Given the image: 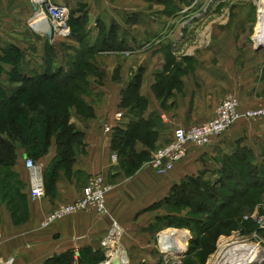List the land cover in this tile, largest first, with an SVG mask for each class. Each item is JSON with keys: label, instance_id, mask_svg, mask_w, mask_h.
<instances>
[{"label": "crops", "instance_id": "obj_1", "mask_svg": "<svg viewBox=\"0 0 264 264\" xmlns=\"http://www.w3.org/2000/svg\"><path fill=\"white\" fill-rule=\"evenodd\" d=\"M53 1L67 4L77 16L81 12H76V8H83L92 16L94 23L102 19L107 28L113 23L118 24L121 26L119 37L126 39L133 54L128 58L123 56L114 64L112 61L115 60L108 62L107 76H103L102 80L92 77L91 92L85 98L93 106L95 115L77 121L72 117L78 130L84 133L85 151L77 150L70 175L61 172L53 196L46 194L39 200L31 197L30 173L25 166L24 149H18V160L10 168L11 174L15 175L10 178V193H4L0 183V259L13 256L12 264H42L48 257L68 250H73L78 258L81 249L101 248V240L112 222L108 216L100 218L94 212L84 211L56 220L48 226H42V221L52 210L78 199L90 176L100 173L108 180L113 173L112 131L105 132V126L113 130L119 125L126 126L134 118L128 109L121 108L119 104L123 88L140 68L143 69L140 93L148 100L144 117L153 121L159 133L157 148L172 138L177 127L213 118L219 103L228 94L236 95L242 109L264 106V52L256 50V46L252 52L232 28L219 26L218 32H215L210 23L211 38H204L196 48L181 56L191 58L194 69L185 71V68L179 69L174 65L168 71L163 52L176 47L186 37L189 21L183 22L175 14L168 15L167 5L146 0ZM192 1H183L182 7L186 9L190 4L188 2ZM174 2L181 3L179 0ZM34 14L30 0H0V52L7 45H16L27 49L26 52L45 53V38L48 35L43 34L45 30L33 22ZM256 37L255 34V41ZM181 60L185 62V59ZM114 72L118 75L114 76ZM159 81L165 85L164 92L158 86ZM239 142L253 151L256 147L260 148L264 154V118L239 120L211 146L189 144L186 157L165 174L164 181L157 178L153 185L145 183L147 191L143 187L136 190L133 186L132 196L127 194L125 199L124 189H128L130 181L113 185L108 194V208L112 216L122 209L133 211V215L148 210L153 202L167 196L174 184L188 176L201 171L219 174L223 159L237 149ZM138 148L141 149L142 145L139 144ZM55 155L53 140L42 159L43 165H50ZM149 172L154 176H164L151 167ZM17 180L22 185L19 186ZM14 186L19 192L16 193ZM148 193L162 196L148 204L142 200L137 206L127 201L129 197L137 199L140 194H143L142 199Z\"/></svg>", "mask_w": 264, "mask_h": 264}, {"label": "rangeland", "instance_id": "obj_2", "mask_svg": "<svg viewBox=\"0 0 264 264\" xmlns=\"http://www.w3.org/2000/svg\"><path fill=\"white\" fill-rule=\"evenodd\" d=\"M120 1L123 2V0ZM179 1L181 3L167 5L166 9L170 13L168 15L171 16L175 14L178 18L182 19L183 22L189 21V23L186 24V37L179 41L176 47L165 49L163 52L168 71L174 65L179 69L185 68V71L194 69L191 58H186L187 56L181 58V56L186 51L189 52L192 48H196L197 44L201 43L204 38H211V35L209 36L210 23L212 27H214L215 32H218L216 30L219 26L232 28L237 32L239 40L244 45L249 46L250 50L253 52L256 46L254 37L255 34L261 30V21L264 15L259 12L260 0H201L197 5H192V2H188L190 4L186 9L182 7L183 1ZM184 1L186 2V0ZM180 4L181 6H179ZM76 12H81L78 16L83 18V25L81 26V30L79 29L81 33L80 42L75 38V35H68L66 38H59L58 36L59 39L54 41L52 34V36L45 38L47 39L45 45L47 49L45 47L44 54L43 52H26L27 49L20 48L21 53L18 57H14L13 63L15 67L16 65L18 67V64H20V67L24 69L26 73H30L32 70L36 72L35 70L39 71L43 69V61L48 57L49 50L50 57L54 59L53 65L55 66V64L60 63L59 61L70 60L75 56V48H81V50L84 51L89 42V44L91 43L90 45L95 46L88 51H84L81 55L83 58L79 59V61L85 63L83 67H79V69L81 70L84 68L87 72L86 77L81 76L84 82H88L83 93H79V91L76 90L73 91L71 90L72 88L70 89V87H74L75 84H80L76 83V81L71 82L68 89H62L57 85L59 81L56 80L44 81L40 82V84L35 82L24 83L17 77L18 72L12 70L13 64L2 62L0 56V61L2 62L0 63V92L3 90V93H0V101L3 100L2 97H4L6 104L5 110L4 107H0V112L6 114L11 110V113L18 117L24 128H26L28 124V118L31 113L30 103L34 105L41 104L45 107H48L50 104H59L61 107H68L70 109L74 120L86 119V116L89 114L88 108L91 104L85 97L91 92L92 77H97L102 80L103 76H107L108 62L115 60L112 61V64H114L116 60L121 59L123 56L128 58L133 54V51L132 53H128L127 50L109 51L101 49L99 46L102 33L99 30V23H103L105 28H107V25H105L102 19L98 20L100 22L97 21V23H94L95 21L92 16H89L83 8H76ZM73 19L74 15L72 11L65 25L71 34H73L71 32ZM33 22L36 23V21ZM37 24H40V22L38 21ZM258 28L259 30L256 32ZM119 29L121 30V26H119ZM43 34H46V31ZM258 37L261 36L259 35ZM49 44L52 46L50 47ZM259 52L263 53L264 50H260ZM11 57L12 52L8 55V58ZM29 59L31 60L28 61ZM32 59L34 60L33 63H31ZM181 59H185V62ZM182 66L184 67L182 68ZM20 67L19 69H21ZM117 75V72H114V76ZM35 84L38 86H34ZM52 90L54 93L51 92ZM11 91L14 98L12 100L7 97ZM36 96H38V98ZM7 99L10 101H7ZM257 149L256 147V150ZM256 150H254L255 157L253 161L261 165L264 162V154L262 153L263 151L260 152V148ZM117 163V166L113 168V173L109 175L107 181L112 185H116L123 183L125 180H129L130 183L126 187L128 189H124L125 199L127 194L132 196L135 190L133 186H136V190L142 189L143 187L144 190L147 191L148 188L145 183L150 186V184L153 185L156 180L158 181L157 178L164 181V178L167 176H154L150 173L148 161L132 175L126 174L120 167L119 162ZM236 168L242 177L246 179L247 166L243 163H238ZM0 171L3 170L0 168ZM214 173L206 174L205 178L214 181L219 176V174ZM239 183H242L241 180H239ZM142 195L143 194H140L137 199L129 197L127 201H129V203L133 202L137 206L142 200H146L145 202L148 204L154 199H158L162 196L148 193L144 198L140 199ZM161 200L153 202L152 205L148 207V210L139 211L135 215H133V211L127 212L126 209H122L114 212L115 214L112 216L115 221L123 227L124 233L120 238V243L129 255L130 264H164L165 260L162 257L160 258L159 254L154 249V245L157 242V232L159 233L160 230L165 228L174 227L169 223L171 218L183 219L189 217V209L163 205L159 203ZM142 213L147 214L143 216ZM195 217L200 218L202 215ZM207 218L208 217L205 216V219ZM208 222H210L209 227L197 235L199 243L193 247V250L188 254L187 250L186 254L181 256L180 259L176 258L179 259L181 264H227L226 261H228V257L231 255L234 256L232 253L229 254L228 251L230 252L232 248L238 245L254 244L264 250V185L253 187L243 195L236 194L231 198V202L224 207L219 216L210 218ZM150 229L152 230L151 232H149ZM180 229L186 230L185 234L187 235L189 233V247L193 234L191 230L184 226L180 227ZM208 245H210V247L213 246L214 249L207 250L206 246ZM117 247L118 244L115 245V249H117ZM100 249H102V247ZM115 259L113 262L117 264L119 259ZM173 262H175L174 259L169 260L170 264Z\"/></svg>", "mask_w": 264, "mask_h": 264}, {"label": "trees", "instance_id": "obj_3", "mask_svg": "<svg viewBox=\"0 0 264 264\" xmlns=\"http://www.w3.org/2000/svg\"><path fill=\"white\" fill-rule=\"evenodd\" d=\"M146 1L162 3L164 5L175 4L174 0ZM73 15L74 19L71 29L73 34L70 33V36L75 35V38L80 42V30L83 25V18L77 16L75 11H73ZM99 30L102 33L99 46L101 49L109 51L131 49L126 39L119 37L120 29L118 24L113 23L107 29L100 22ZM258 30L259 28L256 32ZM90 44L88 42L84 51H88L95 46ZM49 46L51 47L52 45L49 44ZM74 50L75 56L70 60L62 61L58 65L55 64V66L53 65L54 59L50 57L49 50L48 57L43 61V69L39 71L35 70L36 72L32 70L30 73L24 72L20 64H18V67L16 65V69L13 63L14 57H18L21 53L20 47L7 45L2 48L0 56L2 62L13 64L12 70L18 72L17 77L24 83L35 82L40 84V82L56 80L59 81L57 85L62 89H68L71 82L76 81V83L80 84H75L70 89L72 88L71 90L73 91L76 90L79 93H83L88 82H84L81 76L86 77L87 72L84 68L79 69V67H83L85 64L79 61V59L83 58L81 55L84 51L81 48H75ZM10 52H12V57L8 58ZM1 61L0 63H2ZM142 75L143 69L140 68L130 77L121 92L119 106L128 109L134 115V118L126 126L119 125L112 130V152L117 153L119 165L128 175L134 174L145 162L151 159L153 152L157 149L159 139V133L153 121L144 117L148 100L140 93ZM262 78L264 79V74ZM159 82L160 85L158 86H161L162 92H164L165 85L163 82ZM34 86L38 85L35 84ZM51 92L54 93L53 90ZM0 93L2 94L3 90ZM7 97L10 100L14 99L12 91ZM36 97L38 98V96ZM2 98L0 107H4L5 110L6 104L4 97ZM9 99L7 101H10ZM30 110L31 113L26 128L23 127L18 117L11 113V110L6 114L0 112V168L3 170L0 171V183L3 192L10 193L12 190L10 178L13 175L10 168L18 160L19 148L24 149L25 158L31 157L35 161L43 163L42 159L48 153L54 140L56 155L50 165L44 166L46 193L53 196L56 192L61 172L65 175H70L76 162L77 150L80 148L82 151H85L84 133L78 130L76 124L72 121V113L68 107H61L59 104H50L48 107H45L41 104L34 105L30 103ZM88 111L89 114L86 116V119L94 117V108L91 105ZM139 144L142 145L141 149L138 148ZM254 157V151L239 142L237 149L223 159L217 179L214 181L207 180L205 178L207 173L204 171L188 176L180 183L174 184L169 194L159 202L170 207L189 209V217L183 219L171 218L169 221L172 224H169L171 226H184L191 230L193 235L187 254L199 243L197 235L209 227V219L219 216L224 207L231 202L233 196L236 194L243 195L253 187L264 185V162L261 165L256 164L253 161ZM238 163H243L247 166L246 179L237 170L236 166ZM239 180H241V184ZM17 183H19V186L22 185L18 180ZM13 189L16 190V193L19 192L18 187L14 186ZM200 215L202 217H195ZM205 216L208 218L205 219ZM206 247L207 250L214 249L210 245ZM105 257L104 250L102 252L100 248L96 250L85 248L80 250L78 258L75 257L73 250H68L48 257L42 264H100L105 260Z\"/></svg>", "mask_w": 264, "mask_h": 264}, {"label": "built area", "instance_id": "obj_4", "mask_svg": "<svg viewBox=\"0 0 264 264\" xmlns=\"http://www.w3.org/2000/svg\"><path fill=\"white\" fill-rule=\"evenodd\" d=\"M30 1L35 9L34 21H36V23L39 21L41 23V28L45 31L46 24H50L52 27L54 41L59 38H66L70 35V31L65 26L71 13V9L67 4L55 3L53 0ZM200 2L201 0H193L192 5H197ZM32 27L34 28L33 24ZM127 51L128 53H132V50L130 49ZM261 118H264V106L242 109L236 95L228 94L219 103L215 116L210 120L192 124L187 127H177L173 131L172 138L153 152L151 159L148 161L149 166L157 174L165 175L172 171L176 164L186 157L189 150V144L199 147L211 146L239 120ZM111 131L112 128L110 126H105V132ZM111 158L113 164L118 162L117 153L113 152L111 154ZM25 166L30 173L31 197L35 200L42 199L47 194L43 163L35 161L31 157H26ZM112 188L113 185L108 183L107 179L102 174H93L88 178L87 184L83 188L81 196L71 203L62 204L52 210L43 219L42 226H48L56 220L84 211L94 212L100 218L108 216L112 222L107 234L101 240V247L105 250L106 260L102 261L100 264L109 263L112 259L110 254H112L111 252L113 251V248H115V245L119 242L122 234L124 233L123 227L115 221L108 208V194ZM118 227L121 229L118 231L119 234H113V230ZM171 228L180 229V227L175 226ZM171 228H165L160 230L159 233L157 232V242L154 245V249L159 254L160 258L162 257L165 260L164 264H170V259L175 260V262L171 264H181L179 261L181 257L179 259L173 258L176 253L172 252V249L168 251L169 244L164 242V238L168 237L166 236V231ZM188 239H190L189 233ZM188 239H186L187 247L182 256L186 254L189 248ZM13 261V256H9L5 259H0V264H12Z\"/></svg>", "mask_w": 264, "mask_h": 264}, {"label": "bare ground", "instance_id": "obj_5", "mask_svg": "<svg viewBox=\"0 0 264 264\" xmlns=\"http://www.w3.org/2000/svg\"><path fill=\"white\" fill-rule=\"evenodd\" d=\"M259 6H260L259 12L261 14H264V0H260ZM37 25L40 27L41 23ZM256 35L261 36V37L257 36L256 41L259 44H264V15L261 21V30L258 33H256ZM118 231H119L118 228L114 229L113 234H119ZM166 234H167L166 236L168 237L165 236L166 238H164V242L169 244L168 251L172 249L173 250L172 252L176 253L173 258H180L184 250L187 247L186 239H188V235L185 234L184 230L173 229V228L170 229L168 232H166ZM117 244H118L117 249L113 248V251L111 252L112 254H110V257H112V260L106 264H116L113 262L115 258L119 259V262L117 264H130L129 263L130 258L129 256H127L128 254L126 255L127 252L125 248L123 247V245L120 243V240L119 242H117ZM228 253L229 254L232 253L234 256L231 255L228 257L227 259L228 261H226L227 264L229 263L236 264L239 260H243V261L245 260L246 263H257L258 261L261 262L262 260H264V250H262L259 246L254 245V244L235 246L234 248L230 250V252L228 251ZM225 255H228V254H225Z\"/></svg>", "mask_w": 264, "mask_h": 264}, {"label": "water", "instance_id": "obj_6", "mask_svg": "<svg viewBox=\"0 0 264 264\" xmlns=\"http://www.w3.org/2000/svg\"><path fill=\"white\" fill-rule=\"evenodd\" d=\"M46 31H47V35L50 37L52 36V27L50 24H46L45 26ZM256 50H264V44H259L256 42ZM236 264H264V260H262L261 262L258 261L257 263H246V261L244 260H239Z\"/></svg>", "mask_w": 264, "mask_h": 264}]
</instances>
